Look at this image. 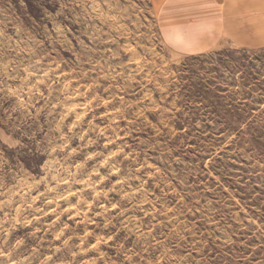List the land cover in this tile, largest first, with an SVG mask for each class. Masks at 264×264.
I'll return each instance as SVG.
<instances>
[{"label":"rangeland","instance_id":"374dc122","mask_svg":"<svg viewBox=\"0 0 264 264\" xmlns=\"http://www.w3.org/2000/svg\"><path fill=\"white\" fill-rule=\"evenodd\" d=\"M213 1L0 0V264H264V0Z\"/></svg>","mask_w":264,"mask_h":264},{"label":"crops","instance_id":"0c3cea01","mask_svg":"<svg viewBox=\"0 0 264 264\" xmlns=\"http://www.w3.org/2000/svg\"><path fill=\"white\" fill-rule=\"evenodd\" d=\"M213 1V0H211ZM236 0H217V1H213L214 3L213 4H216V5H225V6H232L234 5ZM179 3V2H178ZM180 4V3H179ZM205 3L201 4V3H197L196 5L197 6H200V5H204Z\"/></svg>","mask_w":264,"mask_h":264}]
</instances>
